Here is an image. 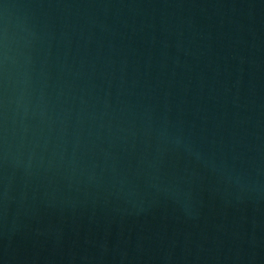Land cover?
Masks as SVG:
<instances>
[{"label": "water", "instance_id": "95a60500", "mask_svg": "<svg viewBox=\"0 0 264 264\" xmlns=\"http://www.w3.org/2000/svg\"><path fill=\"white\" fill-rule=\"evenodd\" d=\"M0 264H264V0H0Z\"/></svg>", "mask_w": 264, "mask_h": 264}]
</instances>
